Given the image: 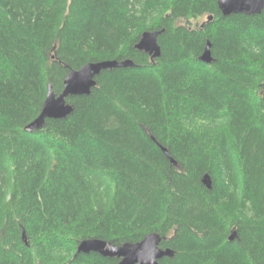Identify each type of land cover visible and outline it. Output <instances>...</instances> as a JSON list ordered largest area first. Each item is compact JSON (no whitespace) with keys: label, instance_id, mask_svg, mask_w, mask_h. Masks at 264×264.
Instances as JSON below:
<instances>
[{"label":"trees","instance_id":"16d2710c","mask_svg":"<svg viewBox=\"0 0 264 264\" xmlns=\"http://www.w3.org/2000/svg\"><path fill=\"white\" fill-rule=\"evenodd\" d=\"M162 29L159 57L135 48ZM106 59L135 66L102 70L65 118L25 130L48 84L59 94ZM151 232L174 251L159 264H264V9L0 0V264H117L76 247Z\"/></svg>","mask_w":264,"mask_h":264},{"label":"water","instance_id":"95a60500","mask_svg":"<svg viewBox=\"0 0 264 264\" xmlns=\"http://www.w3.org/2000/svg\"><path fill=\"white\" fill-rule=\"evenodd\" d=\"M218 7L223 15L230 14H258L264 9V0H218ZM212 19V16H208ZM162 30H146L141 33L135 48L144 51L151 59L159 57L161 47L158 43V35ZM210 41H207L200 60L210 63L212 60L210 51ZM135 63L131 59L117 60L106 59L95 62H87L79 69H71L63 81V89L59 94L52 90L51 84H48L47 95L44 99L42 109L39 115L25 126V130L34 131L41 128L47 118H65L73 109L67 102L71 95L89 94L91 88L96 85V76L102 70L117 67H134ZM162 150L169 158L172 164L178 166L177 161L169 154L166 147L161 146ZM203 184L211 188L212 180L209 174H204ZM235 232L230 233L231 240ZM23 238L26 239V233L23 231ZM164 237L160 234L151 232L146 234L138 242H125L120 245L100 238H87L79 242L76 252H97L105 257H116L119 259L117 264H159L163 257H172L173 249L160 247V242Z\"/></svg>","mask_w":264,"mask_h":264},{"label":"rangeland","instance_id":"374dc122","mask_svg":"<svg viewBox=\"0 0 264 264\" xmlns=\"http://www.w3.org/2000/svg\"><path fill=\"white\" fill-rule=\"evenodd\" d=\"M204 20H206V17L201 18L199 21H204Z\"/></svg>","mask_w":264,"mask_h":264}]
</instances>
